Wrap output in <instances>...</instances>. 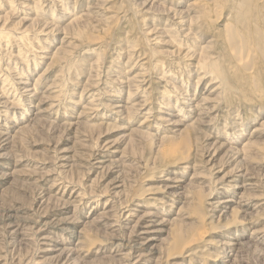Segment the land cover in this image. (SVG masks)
I'll use <instances>...</instances> for the list:
<instances>
[{"label":"rangeland","instance_id":"rangeland-1","mask_svg":"<svg viewBox=\"0 0 264 264\" xmlns=\"http://www.w3.org/2000/svg\"><path fill=\"white\" fill-rule=\"evenodd\" d=\"M0 124V217L28 223L1 236L0 264H51L30 230L46 210L80 264H132L107 239L126 248L136 201L170 222L151 244L157 264L182 251L185 264H264V0H0ZM227 194L241 204L217 212ZM202 235L213 244L188 243Z\"/></svg>","mask_w":264,"mask_h":264},{"label":"bare ground","instance_id":"bare-ground-1","mask_svg":"<svg viewBox=\"0 0 264 264\" xmlns=\"http://www.w3.org/2000/svg\"><path fill=\"white\" fill-rule=\"evenodd\" d=\"M24 1V0H23ZM56 0H54V2H55ZM41 2V1H40ZM25 5V4H24ZM75 5V4H74ZM32 6V5H31ZM76 6V5H75ZM27 8V7H26ZM90 8V7H89ZM30 9V8H29ZM149 9V8H148ZM37 10V9H36ZM73 11H74V9H73ZM171 11V10H170ZM187 13V12H186ZM49 16V15H48ZM46 17H47V15H46ZM175 17V16H174ZM169 20V19H168ZM179 23V22H178ZM183 24V23H182ZM47 25V24H46ZM180 25V24H179ZM187 30V31H186ZM185 30V32L184 33H187L189 30H188V28ZM191 30V29H190ZM42 31H43V29H42ZM40 32H41V30H40ZM42 33V32H41ZM43 33H44V31H43ZM234 33V32H233ZM232 34V33H231ZM185 35H187V34H185ZM236 43H237V41H236ZM239 47V46H238ZM90 48V47H89ZM90 50V49H89ZM97 50H98V48H97ZM92 50H90V53H93L94 51H95V49H94V51L93 52H91ZM189 51V50H188ZM241 51H244V46H241L240 48H237L236 50H235V54L238 56L239 54H241ZM87 52V54H88V51H86ZM97 52V53H96ZM95 53L96 54H98L99 52L98 51H96ZM19 53V52H18ZM94 54V53H93ZM188 54V53H187ZM186 54V56L188 57V55ZM118 55V54H117ZM202 55V54H201ZM185 56V55H184ZM192 57H193V55H192ZM192 57H191V59H192ZM198 57V56H197ZM190 58V57H189ZM196 58V57H195ZM202 58V57H201ZM204 58V57H203ZM98 59V58H97ZM185 59H186V57H185ZM37 60V59H36ZM195 60V59H194ZM201 60V59H200ZM203 60V59H202ZM202 62V61H201ZM204 65H206L204 62H202ZM201 63V64H202ZM207 63V62H206ZM28 64V63H27ZM26 64V65H27ZM37 64V63H36ZM133 65V64H132ZM28 66V65H27ZM207 66V65H206ZM216 66V65H215ZM203 67V66H202ZM207 68V67H206ZM205 68V69H206ZM212 68H214V66L212 67ZM130 69V68H129ZM200 69V68H199ZM198 69V71H200ZM205 69H203V70H205ZM215 69V68H214ZM184 70V69H183ZM182 70V71H183ZM202 70V71H203ZM205 71H207V70H205ZM203 74H204V72H202ZM208 72H206V74H207ZM209 73L211 74L212 72H210L209 71ZM218 73V72H217ZM210 74H208V75H210ZM8 75V74H7ZM60 75V74H59ZM213 75H215V74H213ZM220 75V74H219ZM189 76V75H188ZM204 76H205V74H204ZM211 76H212V74H211ZM92 78V77H91ZM205 78H208L207 76H205ZM214 78V77H213ZM212 78V79H213ZM218 78V77H217ZM221 78V77H220ZM94 79V78H93ZM201 79V78H200ZM28 84V83H27ZM9 85V84H8ZM14 85V84H13ZM25 85V84H24ZM199 85V84H198ZM63 86V85H62ZM93 86V85H92ZM91 86V87H92ZM8 87V86H7ZM12 89V88H11ZM23 89V88H22ZM63 89V88H62ZM91 89V88H90ZM5 90V89H4ZM24 90H26V89H24ZM61 90V89H60ZM83 90V89H82ZM179 91V90H178ZM83 92V91H82ZM181 92H182V90H181ZM214 92V91H213ZM4 94V93H3ZM3 94H2V96H1V98L3 97ZM145 94V93H144ZM184 94V93H183ZM14 95V94H13ZM81 96H83V95H81ZM137 96V95H136ZM165 97V96H164ZM194 97V96H193ZM8 98V97H7ZM191 98V97H190ZM189 99V98H188ZM196 99V98H195ZM194 99V100H195ZM81 100V99H80ZM170 100V99H169ZM185 100H187V99H185ZM184 100V101H185ZM191 101H193V99H190V101L189 102H191ZM5 102V101H4ZM3 102V103H4ZM163 102V101H162ZM161 102V103H162ZM178 101H176V103H177ZM187 102V101H186ZM132 103V102H131ZM5 104V103H4ZM3 104V105H4ZM8 104V103H7ZM189 104V103H188ZM198 104V103H197ZM201 104V103H200ZM31 106V105H30ZM198 105H196V107H197ZM4 107H6V106H4ZM185 107V106H184ZM186 107H189V109H190V113L188 114L187 112V114H188V116H191V114H192V112L194 111L193 110V108H195L194 107V105L193 104H190V105H187ZM201 108V107H200ZM208 108V107H207ZM214 108V107H213ZM198 109V108H197ZM178 110V109H177ZM183 110H188V109H185V108H183L182 109V111ZM145 111V110H144ZM200 111V110H199ZM26 112V111H25ZM23 113V112H22ZM195 113H197V112H195ZM194 113V114H195ZM35 114V113H34ZM79 114V113H78ZM198 114V113H197ZM103 115V114H102ZM181 115V114H180ZM182 115H183V113H182ZM200 115H201V113H200ZM229 115V114H228ZM174 116V115H173ZM187 116V115H186ZM203 116V115H202ZM233 115H231V117H232ZM235 116V115H234ZM233 116V117H234ZM237 116V115H236ZM192 117V116H191ZM206 117V116H205ZM190 118V117H189ZM188 118V119H189ZM198 118H200V117H198ZM237 118V117H236ZM199 120V119H198ZM201 120V123H202V119H200ZM66 121V120H65ZM213 121V120H212ZM199 122V121H198ZM198 122H195V123H198ZM210 122V121H209ZM177 123V122H176ZM200 123V122H199ZM198 123V125H200ZM6 124H7V122H6ZM203 124H205V122L203 123ZM210 124V123H209ZM209 124H207V125H209ZM1 125V124H0ZM193 125V124H192ZM5 126V125H4ZM3 126V127H4ZM68 126V125H67ZM2 127V128H3ZM205 127V126H204ZM208 127V126H207ZM97 128V127H96ZM196 128V127H195ZM149 129V128H148ZM198 130V129H197ZM200 130H202V129H200ZM203 130H205V129H203ZM190 131H192V129L190 130ZM193 131H196V130H194L193 129ZM221 131V130H220ZM224 131V130H223ZM228 131V130H227ZM179 132V131H178ZM178 132H176V133H178ZM203 132V131H202ZM219 132V131H218ZM186 133H187V135H188V132L186 131ZM185 133V134H186ZM192 133V132H191ZM195 133V132H194ZM238 133V132H237ZM184 134V133H183ZM193 134V133H192ZM191 134V135H192ZM221 134V133H220ZM226 134V133H225ZM201 135V134H200ZM206 135V134H205ZM204 135V136H205ZM8 136V135H7ZM183 136V135H182ZM189 136V135H188ZM2 137H4V136H2ZM172 137V136H171ZM186 137V136H185ZM201 137V136H200ZM207 137V136H206ZM174 138V137H173ZM179 138V137H178ZM188 138V137H187ZM203 137H201V139H202ZM205 138V137H204ZM231 138H233V137H231ZM230 138V139H231ZM236 138V137H235ZM234 138V139H235ZM172 139V138H171ZM184 139V138H183ZM183 139H181V140H183ZM197 139V138H196ZM206 139H208V138H206ZM229 139V138H228ZM227 140V139H226ZM232 140V139H231ZM188 141V140H187ZM190 141V140H189ZM230 142V141H229ZM228 142V143H229ZM185 143V142H184ZM217 144H219V143H217ZM222 144V143H221ZM221 144H219V148H220V146L222 147V145ZM185 146V145H184ZM210 146V145H209ZM206 147V146H205ZM215 147H216V144H215ZM214 147V148H215ZM230 147V146H229ZM211 148H212V146H211ZM213 148V149H214ZM231 148L232 147H230V150H231ZM210 148H208L207 150H209ZM216 149H217V147H216ZM222 149H224V148H222ZM227 149H229V148H227ZM206 150V151H207ZM211 151V150H210ZM217 151V150H216ZM229 151V150H228ZM176 152V151H175ZM174 152V153H175ZM178 152V151H177ZM238 152V151H237ZM234 153V152H233ZM233 153H232V155H233ZM180 154H182V153H180ZM215 154V153H214ZM231 154V153H230ZM91 155V154H90ZM177 155V154H176ZM187 155V154H186ZM95 156V155H94ZM210 156H211V154H210ZM71 157V156H70ZM103 157V156H102ZM184 157V156H183ZM236 157V156H235ZM239 157V156H238ZM65 157H63V158H61V159H64ZM68 158V157H67ZM131 158V157H130ZM241 158V157H240ZM68 159H71V158H68ZM95 159V158H94ZM104 159V158H103ZM178 160V159H177ZM182 160H183V158H182ZM181 160V161H182ZM71 161V160H70ZM134 162H135V160H133ZM169 161V160H168ZM171 161H173V160H171ZM170 161V162H171ZM179 161V160H178ZM180 161V162H181ZM207 161V160H206ZM67 162H69V161H67ZM106 162H108V161H106V160H101V158H97V160H96V164L97 165H102V164H104V163H106ZM207 162H209V161H207ZM206 162V163H207ZM72 163V162H71ZM133 163V162H132ZM169 163V162H168ZM192 163V162H191ZM120 164H123V163H121L120 162ZM136 164V163H135ZM188 164H189V162H188ZM210 164V163H209ZM215 164V163H214ZM112 165V164H111ZM124 166H125V164H123ZM130 165V164H129ZM177 165H179V164H177ZM182 165V164H181ZM94 166V165H93ZM118 166V165H117ZM131 167H132V165H130ZM136 166V165H135ZM193 166V165H192ZM5 167V166H4ZM87 167V166H86ZM185 167V166H184ZM186 167H187V165H186ZM191 167V166H190ZM208 167V166H207ZM98 168V167H97ZM103 168H105V167H103ZM102 168V169H103ZM122 168H123V166H122ZM122 168H120V170H123ZM133 168H134V165H133ZM181 168V167H180ZM217 168V167H216ZM70 169V168H69ZM101 169V168H100ZM136 169V168H135ZM183 169V168H182ZM221 169V168H220ZM98 170V169H97ZM119 170V169H118ZM137 170V169H136ZM193 170V169H192ZM63 171V170H62ZM124 171V170H123ZM185 171V170H184ZM90 172V171H89ZM182 172V171H181ZM187 172V171H186ZM189 172V171H188ZM220 172V171H219ZM122 173V172H121ZM137 173V172H136ZM168 173V172H167ZM70 174V173H69ZM235 174V173H234ZM2 175V174H1ZM0 175V176H1ZM169 175V174H168ZM184 175H185V173H184ZM228 175V174H227ZM232 175V174H231ZM236 175V174H235ZM240 175V174H239ZM3 176V175H2ZM182 176V175H181ZM125 177V176H124ZM236 177V176H235ZM239 177V176H238ZM61 178V177H60ZM167 178V177H166ZM175 178V177H174ZM178 178H180V177H178ZM177 178V179H178ZM223 178V177H222ZM224 178H225V176H224ZM64 179V178H63ZM118 179H121L122 180V178H118ZM148 179H150V177L148 178ZM151 179H154V178H151ZM169 179V178H168ZM176 179V180H177ZM229 179V178H228ZM243 179V178H242ZM56 180H57V178H56ZM120 180V181H121ZM126 180H129L130 181V178H127ZM155 180V179H154ZM167 180V179H166ZM170 180V179H169ZM216 180V179H215ZM217 180H219V179H217ZM232 180H233V178H232ZM70 181V180H69ZM115 181V180H114ZM117 181V180H116ZM135 181V180H134ZM152 181V180H151ZM168 181V180H167ZM182 181V180H181ZM242 181V180H241ZM119 182V181H118ZM124 182V181H123ZM127 183H128V181H126ZM136 182V181H135ZM173 182H175V181H173ZM177 183L179 182L178 180L176 181ZM175 182V183H176ZM214 182H216V181H213V182H211L212 183V186H214L213 185V183ZM225 182V181H224ZM229 182V181H228ZM240 182V181H239ZM257 182V181H256ZM62 183V182H61ZM68 183V182H67ZM72 183V182H71ZM120 183H122V182H120ZM219 183V182H218ZM223 183V182H222ZM227 183V182H226ZM55 184V183H54ZM116 184H117V182H116ZM129 184V183H128ZM132 183H130V185H131ZM173 184V183H172ZM121 185V184H120ZM134 185V184H133ZM133 185H131V187L133 186ZM209 185H211V184H209ZM216 185V184H215ZM225 185V184H224ZM239 184H234V187H239L238 186ZM121 186H123V185H121ZM228 186V185H227ZM229 186H231V185H229ZM256 186V185H255ZM259 186V185H258ZM64 187V186H63ZM127 187V186H126ZM164 187V186H163ZM217 187V186H216ZM215 187V188H216ZM241 187V186H240ZM40 188V187H39ZM38 188V189H39ZM114 188H119V185H117V186H115ZM130 188V186L128 187V189ZM161 188V187H160ZM165 188V187H164ZM166 188H167V186H166ZM211 188V187H210ZM253 188V187H252ZM255 188V187H254ZM52 189V188H51ZM127 189V188H126ZM212 189H213V187H212ZM244 189V188H243ZM250 189V188H249ZM49 190V189H48ZM47 190V191H48ZM122 190H124V188H122ZM146 190V189H145ZM148 190H151V189H148ZM214 190V189H213ZM215 190H217V189H215ZM41 191V190H40ZM130 191V190H129ZM156 191H158L157 189L152 193V191H149V192H151L153 195H154V193L156 192ZM159 191L161 192L162 190L161 189H159ZM165 190H163V192H164ZM167 191V190H166ZM165 191V192H166ZM210 190H208V192H209ZM250 191V190H249ZM113 192V191H112ZM122 192V191H121ZM128 192V191H127ZM146 192H148L147 190H146ZM146 192H145V194H146ZM217 191H215V193H216ZM231 192V191H230ZM38 193V192H37ZM40 193V192H39ZM157 193V192H156ZM167 193V192H166ZM215 193H213V194H215ZM245 193V192H244ZM243 193V194H244ZM126 194H128V193H126ZM129 194H130V192H129ZM143 194V193H142ZM142 194L140 195L141 197L140 198H143L142 197ZM151 194V195H152ZM160 194V193H159ZM169 194V193H168ZM170 194H171V192H170ZM240 194V193H239ZM242 194V195H243ZM81 195V194H80ZM83 195V194H82ZM81 195V196H82ZM111 195H113V194H111ZM156 195V194H155ZM172 195V194H171ZM208 195V194H207ZM216 195V194H215ZM228 195V194H227ZM37 196V195H36ZM86 196V195H85ZM115 196V195H114ZM144 196V195H143ZM169 196V195H168ZM206 196V195H205ZM209 196V195H208ZM40 197V196H39ZM43 197V196H42ZM62 197V196H61ZM87 197V196H86ZM117 197V196H116ZM227 197H229V198H227V199H225V200H223L224 198H222L221 200H215L216 202H213L212 203V205L215 207H213L214 209H217V212L219 211V212H221V213H224L223 211L224 210H222V209H228V205H229V203H231V202H234L235 200V202L234 203H238V204H241V202H242V200L240 201L239 200V202L237 201V198L235 197V196H227ZM98 198V197H97ZM118 198H119V196H118ZM121 198H122V196H121ZM120 198V199H121ZM125 198V197H124ZM145 198H146V196H145ZM145 198H143V199H145ZM157 198V197H156ZM156 198H154L155 200H156ZM246 198V197H245ZM35 199V198H34ZM137 199V198H136ZM139 199V198H138ZM153 199V198H152ZM162 199V198H161ZM241 199H243V197L241 198ZM42 200V199H41ZM82 200V199H81ZM100 200V199H99ZM159 200V199H158ZM157 200V202H159ZM163 200V199H162ZM212 200V199H211ZM251 200V199H250ZM45 201V200H44ZM44 201H42L41 203V206H44V204H45V202ZM76 201V200H75ZM141 201V200H140ZM139 201V202H140ZM146 201V200H145ZM153 201V200H152ZM165 200H163V202H164ZM244 201V200H243ZM245 201L247 202L248 201V199L246 200L245 199ZM120 202H121V200H120ZM137 202V201H136ZM136 202H135V206H136V208H134V209H129V210H127V211H125L126 213L125 214H127L126 215V220L128 221V223H126V225H128L129 226V223L130 222H132L133 220V218L134 217H138V220H137V222H136V224L135 225H133V227H131V230H130V232H129V238H128V241L126 242L125 241V247L126 248H123L122 249V244H124V238H123V236H125V235H122V237L121 236H115L114 234H112V236L111 235H109V239H107V241L108 240H112L113 241V243L112 244H114L113 246H114V250H113V253H116L117 254V252H120V254H118V256H120V258L122 259L121 261H123V262H128V263H131L132 261V264H153V263H155V264H157V261L158 260H160L159 258H158V256H159V254H161V252L159 251V250H155L152 246H151V244H152V242L154 241V240H156L157 239V235L158 234H161V233H165L166 232V230L163 228L166 224H167V219L165 220V219H163L162 217H159V215H158V217H157V212H144L143 211V208H144V204L143 205H141V204H136ZM147 202V201H146ZM160 202H162V201H160ZM80 203V202H79ZM167 202H165V204H166ZM154 204H156V203H154ZM158 204V203H157ZM210 204V203H209ZM244 204V203H243ZM251 204V203H250ZM88 205V204H87ZM159 205V204H158ZM167 205V204H166ZM224 205V206H223ZM237 205V204H236ZM105 206H106V203H105ZM168 206V205H167ZM211 206V205H210ZM241 207L243 206V207H245V205H240ZM4 208V207H3ZM153 208V207H152ZM239 208V207H238ZM47 209V208H46ZM96 209V208H95ZM211 209V208H210ZM213 209V210H214ZM237 209V208H236ZM245 209V208H244ZM12 210V209H11ZM10 209H7V211H5V212H3V216H1L0 217V239H1V236H3L5 233L7 234V238L9 239H11L12 238V236L14 235L15 236V234H22L23 232H20V231H22L21 230V228H22V226L23 225H25V224H28V223H25V222H23V221H21L20 219H19V217H16L15 215H13L12 213H13V211H11ZM154 210V209H153ZM152 210V211H153ZM209 210V209H208ZM212 210V209H211ZM239 210V209H238ZM242 210V209H241ZM47 211L48 210H46V211H44L41 215H39L36 219V221H34V219H33V221L31 220H29L30 222H32V224H30V230H32L34 233H35V235H36V237H37V239L39 240V242L41 243H39L40 245H41V250L42 251H44V253H46V254H48L49 256H48V261H50V263L51 264H80L79 262L82 260L81 259V257H80V259L81 260H79L78 258H77V260H76V257H77V253H79V251L78 250H74V249H71V248H69V247H66V245L65 244H68V242H71L72 240L71 239H67V238H64L65 237V232L67 231L65 228H63L62 227V225H66L67 223L66 222H63V221H50V222H48L47 221ZM14 212H17V211H14ZM109 212V211H108ZM121 212V211H120ZM243 212H245L244 210H243ZM116 213H117V211H116ZM115 213V215H117ZM208 213V212H207ZM215 213V212H214ZM16 214V213H15ZM106 214H107V212H106ZM122 214V213H121ZM120 214V215H121ZM140 214H142L141 216H139ZM209 214V213H208ZM207 214V215H208ZM239 214V213H238ZM242 214V213H241ZM36 215V214H35ZM211 215H213V214H211ZM237 215V214H236ZM103 216V215H102ZM110 216H112V215H110ZM118 216V215H117ZM117 216H116V218H117ZM220 216V215H219ZM245 216V215H244ZM40 217H41V219H40ZM106 217H107V215H106ZM165 217H166V215H165ZM213 217V216H212ZM216 217V216H215ZM110 218V217H109ZM112 218V217H111ZM115 218V217H114ZM115 218V219H116ZM121 218V216L119 217V219ZM22 219V218H21ZM107 219H108V217H107ZM213 219V218H212ZM215 219V218H214ZM26 220V219H25ZM28 220V219H27ZM53 220V219H52ZM57 220V219H56ZM104 220V219H103ZM109 220V219H108ZM236 220V219H235ZM243 220V219H242ZM242 220H239V221H242ZM44 221V222H43ZM113 221V220H112ZM115 221H117V219L115 220ZM115 221H113L114 223H115ZM121 221V220H120ZM27 222V221H26ZM108 222V221H107ZM106 222V223H107ZM111 222V221H110ZM112 222V223H113ZM118 222V221H117ZM235 222H237V221H235ZM111 223V224H112ZM123 223V222H122ZM168 223H170V222H168ZM240 223V222H239ZM110 224V225H111ZM116 224L117 223H115V225H111L110 227L112 228V229H114V230H116V228L118 229V228H120L121 226H123L121 223L119 224L120 225V227L118 226V227H116ZM103 225H105V224H103ZM109 225V224H108ZM118 225V224H117ZM179 225V224H178ZM233 225H235L234 223H233ZM128 226H123V227H128ZM26 227V226H25ZM106 227V226H105ZM109 227V226H108ZM108 227H106V229H108ZM122 227V228H123ZM130 227V226H129ZM226 227H228V225L226 226ZM24 228V227H23ZM29 229V228H28ZM27 229V230H28ZM106 229H105V231H106ZM182 227H180V229L179 228H177V233L174 235V236H176V238H178L175 242H174V244L175 243H177V242H179L180 240H181V234H182V232L184 231H182ZM219 229V228H218ZM227 229V228H226ZM232 229V228H231ZM25 230H26V228H25ZM109 230V229H108ZM179 230V231H178ZM181 230V231H180ZM214 230H216V228L214 229ZM223 230V229H222ZM228 230H229V228H228ZM24 231V230H23ZM113 231V230H112ZM118 231H120V230H118ZM217 231H220V229L219 230H217ZM27 232V231H26ZM116 232V231H115ZM121 232H122V230H121ZM175 232V231H174ZM222 232V231H221ZM29 233V232H28ZM31 233V232H30ZM66 233H69V232H66ZM107 233V232H106ZM119 233V232H118ZM127 233V232H126ZM191 233H195V231L193 232H191ZM190 233V234H191ZM198 233V232H197ZM204 233H207V232H204ZM24 234H26L25 232H24ZM72 234H74V233H72ZM72 234H70V235H72ZM79 234V233H78ZM149 234H152V235H149ZM199 234V233H198ZM222 234H223V232H222ZM226 234V233H225ZM232 234V233H231ZM23 235V234H22ZM114 235V236H113ZM117 235V234H116ZM118 235H120V233L118 234ZM193 235H195V234H193ZM200 235V234H199ZM29 236L31 237V235L29 234ZM29 236H27V237H29ZM73 236H75V234L73 235ZM80 236V235H79ZM105 237H106V235H104ZM184 236V235H183ZM182 236V237H183ZM221 236V235H220ZM238 236V235H237ZM34 237V236H33ZM59 237L61 238V240L59 239ZM76 237V236H75ZM74 237V238H75ZM81 237H84V236H81ZM104 237V238H105ZM127 237V236H126ZM132 237L134 238V239H132ZM189 237H191V235L189 236ZM204 235H202L200 238H198V239H191L190 241H188V243L191 245L192 243L194 244V243H196V242H199L200 240H204ZM210 237V236H209ZM14 238V237H13ZM186 236L185 237H183V245H186V244H188L187 243V241H186ZM35 239V238H34ZM79 239V238H78ZM78 239H77V243H80L79 241H78ZM205 239H208V238H205ZM29 240V239H28ZM38 240H37V242H38ZM80 240H82L81 238H80ZM127 240V239H126ZM237 240H240V238L239 237H237V238H235V237H232V236H225V235H223L222 236V239H221V244L220 245H222V247H224L225 249H230L231 251H234V250H236V247L238 248L239 246H241V244H240V241L239 242H237ZM19 241V240H18ZM34 241H36V240H34ZM106 241V242H107ZM111 241V242H112ZM215 241H218V240H215ZM214 241V242H215ZM30 242H31V240H30ZM181 242V243H182ZM185 242H186V244H185ZM203 242V241H202ZM208 242V240H204V243H207ZM25 243V242H24ZM200 243V242H199ZM217 243V242H216ZM216 243H214V244H216ZM106 244H108V243H106ZM208 245L207 246H211L212 244H213V242L212 241H210V242H208L207 243ZM217 244H219V241H218V243ZM17 245V244H16ZM80 245V244H79ZM94 245L95 244H91V246H93L94 247ZM170 245V244H169ZM177 244H175V246H176ZM182 245V244H181ZM180 245V246H181ZM195 245V244H194ZM244 245V244H243ZM192 246V245H191ZM217 246V245H216ZM219 246V245H218ZM27 247V246H26ZM32 247V246H31ZM98 247V246H97ZM187 247V246H186ZM220 247V246H219ZM221 247V248H222ZM255 247H257V246H255ZM15 248V247H14ZM109 248V247H108ZM171 248V247H170ZM188 248V247H187ZM215 248V247H214ZM216 248H218V247H216ZM220 248V249H221ZM258 248V247H257ZM257 248H255V249H257ZM79 249V248H78ZM94 249V248H93ZM174 249V248H173ZM184 249H185V246H184ZM223 249V248H222ZM80 250V249H79ZM176 250V249H175ZM178 250H179V248H178ZM181 250V249H180ZM183 250V249H182ZM186 250V249H185ZM39 251V250H38ZM107 251V250H106ZM174 250H172V252H173ZM223 251V250H222ZM105 252V251H104ZM112 252V251H111ZM171 252V251H170ZM186 253V251H182V252H178V253H176V256L173 258V260L171 261V262H168V263H170V264H185L184 262H185V260H182V259H179V258H181L180 256L182 255V256H184L183 254H185ZM188 252V251H187ZM193 252V251H192ZM237 252V251H236ZM260 252V251H259ZM258 252V253H259ZM42 253V252H41ZM56 253V254H55ZM96 253H97V251H96ZM172 255L173 254H175V253H171ZM104 255V254H103ZM111 255V254H110ZM165 255V252L163 253V255H161V256H164ZM170 256V257H173V256ZM108 256V255H107ZM166 256V255H165ZM110 257V258H109ZM116 257V256H115ZM168 257V256H167ZM99 258H101V257H99ZM107 258H109V259H111V256H108ZM158 258V259H157ZM163 258V257H162ZM186 258V257H185ZM184 258V259H185ZM222 258V257H221ZM102 259V258H101ZM104 259H106V255H105V258ZM113 259V258H112ZM167 259V258H166ZM224 259V258H223ZM241 260H242V258H240ZM78 260H79V262H78ZM118 260V259H117ZM168 260H169V258H168ZM168 260H166V261H168ZM190 260V259H189ZM235 260V259H234ZM102 261V260H101ZM100 261V262H101ZM109 261V260H108ZM112 262H114L113 260H111ZM115 261H116V259H115ZM170 261V260H169ZM39 262V261H38ZM45 262H46V260H45ZM97 262H98V260H97ZM160 262V261H159ZM229 262H232V259L231 260H227V261H223L221 264H229ZM235 262H236V260H235ZM35 263V262H34ZM82 263V262H81ZM117 263V262H116ZM99 264H102V263H99ZM107 264H109V262H107ZM122 264V263H121ZM191 264V263H190Z\"/></svg>","mask_w":264,"mask_h":264}]
</instances>
